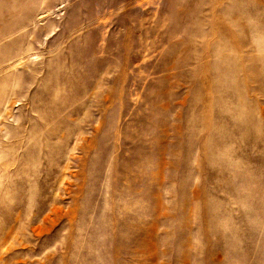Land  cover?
I'll list each match as a JSON object with an SVG mask.
<instances>
[{"label":"rangeland","instance_id":"rangeland-1","mask_svg":"<svg viewBox=\"0 0 264 264\" xmlns=\"http://www.w3.org/2000/svg\"><path fill=\"white\" fill-rule=\"evenodd\" d=\"M0 264H264V0H0Z\"/></svg>","mask_w":264,"mask_h":264}]
</instances>
